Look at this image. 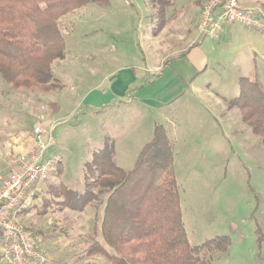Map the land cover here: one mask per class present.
Listing matches in <instances>:
<instances>
[{
	"label": "rangeland",
	"instance_id": "374dc122",
	"mask_svg": "<svg viewBox=\"0 0 264 264\" xmlns=\"http://www.w3.org/2000/svg\"><path fill=\"white\" fill-rule=\"evenodd\" d=\"M152 2H90L64 15L58 23L65 38V55L52 64L55 84L48 91L14 88L0 76V163L7 160L0 168H10L14 161L9 160L15 154L8 151L9 146L19 136L34 139L36 125L44 128L46 140L51 138L49 152L59 160L45 186L43 201L21 217L31 240L50 258V264H115L100 252L89 253L94 241L103 243L101 236L95 235L96 206L81 211L60 209L56 198L63 184L83 189L85 165L103 145L101 112L82 104L87 89L125 65L139 73H150L148 69L159 57L182 54L193 44L189 38L181 40L168 34L173 27L166 29V34H158L166 20L160 11L151 16L148 8ZM240 2L264 24V0ZM152 18L153 25L146 28ZM225 28L226 33H218L219 40L198 32L196 41L202 43V38L209 36L214 42L216 50L206 52L212 68L209 66L203 79L206 84L211 82L227 106L229 99L240 93L241 77L257 79L264 88V26L235 22ZM201 102L179 109L145 108L137 115L136 102L132 105L127 99L119 100L115 108L119 116L113 118L117 130L112 132L118 137L117 164L132 168L153 136L154 123L165 125L174 142L182 218L191 244L226 235L230 245L226 252L211 255L213 264H264L262 138L242 121L238 107L211 110L218 119L215 125L206 102ZM103 206L99 208L103 210ZM0 264H9L1 254Z\"/></svg>",
	"mask_w": 264,
	"mask_h": 264
},
{
	"label": "trees",
	"instance_id": "16d2710c",
	"mask_svg": "<svg viewBox=\"0 0 264 264\" xmlns=\"http://www.w3.org/2000/svg\"><path fill=\"white\" fill-rule=\"evenodd\" d=\"M90 2L107 5L109 0H0V76L14 88L52 89V64L64 57L66 47L58 21ZM157 11L163 16L162 8ZM239 86L240 93L227 107H238L242 121L264 144V88L259 80L247 77L239 79ZM62 186L56 198L60 209L96 206L95 235L104 244L94 241L89 253L100 252L115 264H213L211 255L226 252L230 245L226 235L200 245L189 241L175 175L174 142L162 123H155L152 138L132 168L117 164L113 140L105 137L85 165L83 189Z\"/></svg>",
	"mask_w": 264,
	"mask_h": 264
},
{
	"label": "crops",
	"instance_id": "0c3cea01",
	"mask_svg": "<svg viewBox=\"0 0 264 264\" xmlns=\"http://www.w3.org/2000/svg\"><path fill=\"white\" fill-rule=\"evenodd\" d=\"M206 1L153 0L152 5L148 8L149 13L151 16L155 15V12L159 9V6L157 7L155 3L158 2L163 5L161 7L162 15L166 20V24L158 34H166V29L168 31L170 27H173L174 31H169L168 34L176 35L181 40L189 38L193 44L189 45L187 50L182 53L183 55H174L167 59L165 57L160 59L159 57L155 64L148 69L149 71L147 70L150 73H139L130 65L119 67L116 70L113 69L110 72L107 71L108 73L105 72V75L106 73L107 75L100 80L101 82L91 86L82 96L83 105L97 107L98 111L101 112L103 135L104 138L110 137L113 140L116 162L119 158L117 150L118 137L114 136L115 134L112 132L117 130L115 129L116 125L113 124L116 123V120L113 118L119 116L117 109H115L119 100L127 99V102L132 105L136 102L137 115L142 113L145 108L168 107L179 109L192 102L193 104H203L201 102L203 101L206 102L205 108L212 115L215 125H217L218 119L213 112L217 106H221L222 112L226 109L229 110L226 102L222 104L220 94L213 90L211 82L206 84L203 79L209 66L212 68V63H208L209 53L206 52H211L214 49V42L208 40L209 36L202 38V43L196 41ZM193 20L195 22L194 26L192 25ZM153 23V18L147 21L146 28H149ZM226 25L222 27L219 34L227 32ZM191 28L194 29L193 33H188L187 30ZM152 34H154V28ZM211 39L219 40V35L218 38L213 37ZM209 46L210 49H208ZM218 63L220 62L218 61ZM154 71L156 72L154 73ZM209 121L212 123V119L209 118ZM19 137L8 148V151L13 152L15 155L25 152L34 144L33 138ZM6 161L5 159L0 164L4 165Z\"/></svg>",
	"mask_w": 264,
	"mask_h": 264
},
{
	"label": "built area",
	"instance_id": "2783aa9c",
	"mask_svg": "<svg viewBox=\"0 0 264 264\" xmlns=\"http://www.w3.org/2000/svg\"><path fill=\"white\" fill-rule=\"evenodd\" d=\"M240 1L207 0L199 33L215 37L224 25L235 22L263 27L252 9ZM33 134V146L15 155L10 168H0V254L9 264H50L21 221L24 210L43 201L45 186L59 162L49 152L52 140H46L44 128L36 125Z\"/></svg>",
	"mask_w": 264,
	"mask_h": 264
}]
</instances>
